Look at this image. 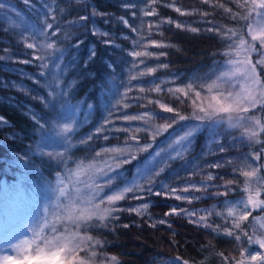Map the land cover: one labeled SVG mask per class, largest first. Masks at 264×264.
<instances>
[{
    "label": "rangeland",
    "instance_id": "374dc122",
    "mask_svg": "<svg viewBox=\"0 0 264 264\" xmlns=\"http://www.w3.org/2000/svg\"><path fill=\"white\" fill-rule=\"evenodd\" d=\"M85 1L33 0L32 4L28 6L22 0H0L6 6H10L0 10V29H9L7 32L1 31L5 37L0 41V50L7 49V57L11 58L0 61L3 64L2 69L4 72V74L0 73V86L15 91L21 96L19 100L11 96V98L0 96V102L16 108L36 123L35 117L32 115V113H35V116L40 118V124L42 125L36 133V140L24 141L22 137L14 134V132H8L6 130L8 125L0 118V130L3 131L1 136L6 140L17 142L14 147L6 145L11 150L10 153L13 157L24 156L26 159L23 161L28 160L29 157H43L53 172L51 179L39 190V197L32 196L29 186L20 187L16 184L18 181L14 182L16 187L7 189V191L4 190L6 193L0 194V264H7L9 259L21 262L25 260V257H30V259L24 261V264L25 262L26 264H48L53 256H57V253L53 252L62 251L61 248L65 242H68V250L63 251L57 258L61 261H64L65 258L69 259L67 264H81V260H89L90 257L94 264H112L110 260H107L106 254L100 251L96 241H102V239H99L101 233L109 230L118 221L121 213L125 212L124 208L121 207L123 202H127L131 207L130 199L138 200L146 196L137 194L139 198H134L132 193H125L124 198L114 202V205L121 209V211L114 213L118 219H109L107 228L89 227L81 231L80 225H83L85 221L82 219L77 220V217L95 210L92 205L85 203V201L92 198V194L96 192L97 187H101L103 188L101 194L105 205H107V197L119 194L120 189L131 183L137 168L144 167L149 161L155 163L153 160L155 153L161 151V149H168L169 145L178 136L183 135V132L189 127H196L197 130L190 138V144L186 145L187 150L183 152V158L173 161L159 178L162 183L175 188L176 192L175 194L172 192L162 194L174 199L177 194L183 195L188 199L178 201L190 203L189 200L196 196L201 198H208L209 195L210 198L218 197L213 190L222 189L220 192H223V185L228 181H233L228 195L234 194L236 191H240L238 193H241V195L225 204L227 208L222 218L228 223V230L226 231H235L233 225L240 222L248 225L242 231L252 233L256 229L264 232V211L251 219L249 218L248 221L239 220V217L243 214L245 204H247L248 212L251 215V213L261 210L258 202L264 201V199H261L264 192L257 186L258 183H264L260 180L263 175L259 170L258 161L255 169L247 161L244 165H241V160L247 154L256 153L253 148L259 145L258 151L264 148V145L260 143L249 145L248 142V137L253 131L257 133L254 140L263 141L264 138L260 137L262 135L260 129L264 127V112L252 109L249 104L245 103L243 106L250 108L248 113H229L230 115L246 117L247 123L244 125L233 122L230 126L227 117H225L224 124L215 121L197 124L194 120L179 121L177 115L164 112V107L168 106L151 96V93L166 92L181 102L187 101L189 105V115L187 117H192L195 114L203 115V113H199L200 107L210 112L214 109L218 110L221 105H231L235 108L234 101L237 98L243 96H248L250 99L254 98L259 92L264 91V88L257 84V81L262 83L264 81V54L251 51L246 46L252 44L253 35L260 36L261 32L264 31V21L253 15L248 22L252 24V29L245 26L242 30L241 26L238 27L237 25H235V29H231L229 39L232 41L226 54L231 57L233 63H227L228 56H226L221 62L215 61L209 72L201 75V77H192L183 83H178L177 78L166 77L162 74L165 67H159V65H166L165 55L156 59L157 54L160 52L165 53L168 48L167 44L160 42L157 38L160 27L167 22L157 18L153 7L155 3L160 2L176 10L179 7L176 5L175 0H111L114 4L120 6L119 9L122 11L120 16L104 14L91 4L90 13L96 10L104 15H92L84 12L83 16L86 19L79 21L78 17L75 19L77 21L75 25H69L73 21H63L65 16H69L72 6H77ZM201 1L216 8L220 17L227 15L230 19H234L239 12L248 15L252 10L251 0H248L247 9L243 7V0H222V3L215 0ZM126 5L130 6L126 7ZM49 8L61 20V27H65V33H70L65 43L59 45L63 50L62 55L51 50L47 52L40 50L37 53L36 50L27 49L26 43L32 42L31 40L25 43L19 42L21 40L19 33L21 32L25 36H29L32 31L39 33L40 29L35 26L36 22ZM11 9H15L16 12H11ZM149 9L153 11V15H145ZM225 9L229 11H225ZM17 12L18 16L16 15ZM179 12L182 15L197 13L193 10L183 11L181 9ZM209 16L204 13L203 18L183 20L182 22L175 21L173 24L176 26L179 23L180 28L188 30L195 27L198 29L196 33L209 35L217 34L215 29L212 32L207 30L211 25H216L220 29H229L227 26L224 27L223 23L215 22L214 17ZM87 20L94 22L87 24ZM124 20L128 21L127 25L123 23ZM93 27L110 33L114 43L118 44L119 47L105 44L103 40L106 38L94 35L91 30ZM133 29H138V31ZM87 32L99 38L109 51L107 52L109 71L106 78H104V83L99 88L96 106L91 100H86L89 90L84 97L80 99L77 97L79 89L82 88L80 84L88 75L85 60L89 55V49H94L91 44L85 41ZM141 37H143V40L140 46L135 47L134 42L140 41ZM241 40L244 41V44L240 43ZM255 43L259 44V41ZM76 44L79 45L76 46ZM157 44L161 47H156ZM233 44L236 47H232ZM132 50L151 51L154 55L152 58H147L146 63L148 67L155 68L156 71L151 75L140 76V72L145 71V66L139 64L140 58H135L138 69H132L131 61L134 58L127 55ZM0 54L4 53L0 52ZM38 55L48 56L45 61L48 65L47 68L41 70L38 66L40 64ZM58 55L60 59H57ZM25 59L33 60L34 63L16 62ZM82 59L85 60L82 61ZM22 65L30 67L31 70ZM57 65H60V67H57ZM109 65L112 67L110 68ZM20 71L30 75L31 79L22 78L19 74ZM42 71L43 75L41 74ZM260 74L262 77H260ZM130 75H137L138 79L130 82ZM218 77L222 78L218 79ZM57 81L67 86L68 96H48L50 86ZM129 82L132 85V91L127 93L125 97L123 94L126 92ZM156 84H160V91L151 90ZM189 84H195L196 87L189 90L187 87ZM208 84H214L211 91L207 88ZM141 88H144L145 91L141 92ZM169 88L172 89L171 92L168 91ZM176 89H180V91L177 92ZM229 92L232 93L231 99L228 98ZM41 96L47 98V104L39 101L38 97ZM213 97H216V99L214 100ZM116 100H121L119 106H115ZM149 101H153V103H149ZM125 102L128 103V107L124 106ZM147 103L156 105L158 110H147L150 109L145 107ZM34 105L39 106L40 110L35 108ZM136 106H143V108L140 110L138 108L134 109ZM109 112L112 113L111 116H109ZM145 112L148 115H144ZM136 114L143 115L144 119L136 121L123 119L124 115ZM106 117L111 121L110 124L106 123ZM168 117L177 119V123L173 124L171 128H166V125L170 122L167 119ZM145 121H147V124H145ZM64 125H70L72 131L70 133L65 132L63 130ZM101 126L111 130L97 133L96 128ZM144 127L148 129L147 132L135 131L137 128ZM125 128H128L129 131H124ZM115 129L121 130L116 131ZM157 131L160 134L156 135L155 140H153V134ZM133 132L139 138L141 145L151 144L152 147L148 151L140 153L138 159L133 161L131 165H125L120 170V175L113 181L112 186H109L111 188L109 190V187L104 186L105 182L99 179V169L104 168V161L112 163L110 157L115 154L102 153L101 158L94 159L95 153L101 152L104 148H127L125 142ZM88 134H91L94 139L89 144H80V138H86ZM200 134L202 135L200 151L195 158H189L188 155L195 149ZM105 135L109 139L105 140ZM14 137L17 138L14 139ZM214 139L217 143H213ZM220 142H222L226 151L237 150L239 152L233 156L219 157L218 155L221 153L219 151ZM17 145L20 146L16 147ZM76 146L83 147L87 151V155L82 156L81 159L83 160L71 162L68 152ZM228 160H231L232 164L223 168L208 167V165L227 162ZM176 162V166L172 168L171 166ZM261 164H264V160H261ZM12 166H14V163L8 162L5 167L6 171H10ZM113 167H115L114 164ZM233 168H239V171L234 174ZM253 170H255L256 175L252 178L242 175L244 171ZM209 172L217 178L228 176L229 180L215 185L219 188H209L213 191L211 194L208 192L201 195L202 192L198 193L191 190L193 183L199 187L201 181H206V174ZM165 174H168L167 177L164 176ZM186 186L190 188L187 193L183 192ZM249 199L253 203L248 204ZM99 203V199L94 201V204ZM105 205H102V207ZM229 209L232 212L231 217H228ZM180 210L188 209L182 208ZM192 210L197 215L189 218L185 214L187 219L197 226H205L206 221H204V224L199 223L200 216H202L201 210ZM204 217L206 218V216ZM89 238H91L90 242ZM238 243L240 249L246 247L253 255L264 253V248H261L259 244L249 245L245 243L241 245L240 242ZM77 244H79V247H77ZM69 252L74 254L69 255ZM92 253H95L96 256H92ZM96 257H99V259L97 260ZM239 258L240 256L236 259ZM248 264H255V262L248 261Z\"/></svg>",
    "mask_w": 264,
    "mask_h": 264
},
{
    "label": "trees",
    "instance_id": "16d2710c",
    "mask_svg": "<svg viewBox=\"0 0 264 264\" xmlns=\"http://www.w3.org/2000/svg\"><path fill=\"white\" fill-rule=\"evenodd\" d=\"M215 1L223 2L222 0ZM175 3L183 11L193 10L197 13L194 15H182L181 12L160 2L155 3L153 7L157 18L167 22L160 27V33L157 34L159 41L168 45L164 60L167 67L162 71V74L166 77L177 78L176 81L178 83H183L189 78L201 77V75L208 73L215 61H223L232 40L223 39L218 34H200L188 29L177 28L173 24L175 21L182 22L183 20L200 19L203 18L205 13L210 15L209 17H214L215 22L223 23V26H227L229 29H235V25H237L238 27L241 26L243 30L246 25L242 19L237 22L235 19H230L227 15L220 17L216 8L205 4L201 0H175ZM91 4L107 15L120 16L122 14L119 9L120 6L114 4L111 0H86L82 4L72 6L69 16H65L63 21H75L78 17L83 16L84 12L90 13ZM81 7L82 9H80ZM93 22L92 20L86 21L87 24ZM4 37V34L0 31V41ZM85 38L86 43L91 44L95 49L96 56L86 67L88 75L82 80L80 84L82 88L79 89L77 97L80 99L90 91L86 100H91L96 106L99 88L104 83V78H106L109 71L107 67V60L109 59L107 52L109 51L101 40L90 32L85 34ZM84 60L82 59V61ZM2 66L3 64L0 63V73L4 74ZM22 66L31 70L26 65ZM260 77H262L261 74ZM0 96L3 98L14 97L18 100L21 99L17 92L3 86H0ZM151 96L161 101L164 105L173 108L171 114L184 115L186 117L189 115L187 101L181 102L166 92L151 93ZM34 107L40 110L39 106L34 105ZM145 107L150 108L147 110L151 111L158 110L154 104L147 103ZM136 108L140 110L143 106L134 107V109ZM0 118L8 125L6 128L8 132H14V134L22 137L24 141L36 140V133L40 127L16 108L0 102ZM1 132L3 131L0 130V194H5L7 189L16 187L14 182L18 181L16 184L20 187L29 186L32 196L39 197V190L52 177L53 172L49 164L46 163V159L43 157H29L26 161H23L26 159L24 156L13 157L10 153L11 150L6 145L14 147L17 142L2 138ZM260 137L264 138V135ZM16 138L14 137V139ZM201 140L202 135L200 134L195 149L188 155L189 158L197 156L200 151ZM12 146L11 148L13 149ZM19 146L17 145L16 147ZM258 147L260 145L253 149L256 152H260ZM237 152L239 151L229 150L219 153L218 156H233ZM85 154L87 155V151L83 147L76 146L68 152V157L71 162H75L83 160L81 158L82 156L85 157ZM8 162L14 163L10 171L5 169ZM260 162L258 161V166ZM176 164L177 162L171 167H175ZM261 173L264 176V172ZM167 175L165 174L164 176L167 177ZM192 180L194 179L192 178ZM228 180V176L216 178L213 180L212 185L215 186ZM209 183L211 185V182ZM213 191L220 192L222 189ZM213 191L208 190L210 194ZM201 192V195L205 194L203 189L198 193ZM238 192L229 194L227 197L219 195L216 198H210L209 195L208 198L202 197L201 200L191 203L179 202L163 194L160 196L153 194L138 200L130 199L131 207L127 202H123L121 207L124 208L125 212L121 213L118 221L109 230L99 236V239H102L99 245L100 251L106 254L107 260H110L112 264H176L177 258H179V264H221L226 257L237 258L239 256V251L237 250L239 241L224 235L226 230H228V223L222 217L227 208L225 201L227 200V203H229L238 198L241 195ZM261 199H264V193ZM144 202L149 204L147 209L142 207ZM172 206L177 207V212L182 208L200 209L201 215L206 216L205 221L207 224L205 225L208 226H197L189 221L185 215L170 214L166 216L165 213H171ZM131 208H138L139 211L126 210ZM213 213H220L221 215H213ZM260 213L261 210L253 212L249 218L251 219ZM162 219L167 222L164 224L159 223ZM244 224L247 225L246 223ZM124 225H128V227H124Z\"/></svg>",
    "mask_w": 264,
    "mask_h": 264
},
{
    "label": "snow or ice",
    "instance_id": "6c2138e0",
    "mask_svg": "<svg viewBox=\"0 0 264 264\" xmlns=\"http://www.w3.org/2000/svg\"><path fill=\"white\" fill-rule=\"evenodd\" d=\"M22 2L25 5L30 6L33 2V0H22ZM79 2V0H77ZM130 5H126V7H129ZM6 7L5 3L0 2V10H4ZM243 7L245 9L248 8V0H243ZM251 11L249 12L248 15H245L244 12H239V14L234 17V19L239 22L241 19L245 22V25L249 28L252 29V24L248 23L253 15H256L260 18V20L264 21V0H251ZM177 11H180L179 8L176 9ZM225 11H229L228 9H225ZM11 12H16L15 9H11ZM11 14V13H10ZM90 14L92 15H104L99 13L96 10H93ZM18 16V12L16 13ZM145 15H153V11L149 9ZM86 17L80 16L79 21H84ZM77 21L71 22L69 25H75ZM123 23L125 25L128 24L127 20H124ZM171 23V21H169ZM65 25V26H69ZM36 27H38L39 33L37 34L36 31H32L29 36H25L23 32L19 33L21 40L19 41L20 43H25L28 40H31L32 42L26 43V48L30 50H36L37 53H39L40 50H45L46 52L48 50H51L53 52L60 53L62 55L63 50L59 47V45L64 44L65 41L68 38V35L70 33H65L64 28L61 27V20L57 18L55 12L51 10L50 8L47 9L43 16L40 17L37 22H36ZM177 28H180L181 25L179 23L176 24ZM217 31V34H225L222 35L223 39H229L231 36V29H220L216 25H211L207 30L209 32H212L213 30ZM92 32L94 35L104 37L106 39L103 40L105 44L112 45L114 47H119L118 44L114 43L113 38L111 37L110 33L104 32L99 30L98 28H91ZM134 31H138V29H133ZM193 32H197L198 29L193 27L191 29ZM0 31H9L8 28H3L0 29ZM238 36V34H237ZM61 37H64L63 39ZM143 37L140 38V41H135L134 45L135 47H139L140 43L142 42ZM50 41V42H49ZM259 41V44H256L255 42ZM241 44H244V41H240ZM79 44H76V46ZM156 47H161V45L157 44ZM232 47H236L235 44L232 45ZM249 50L258 52L260 54H264V31L261 32L260 36L253 35L252 36V44L246 46ZM0 52H3L4 54H0V61L5 60L6 58L11 59L10 57H7V49L0 50ZM127 55L133 57L134 59L131 61L132 64V69H138V64L137 60L135 58H140L139 59V64L145 66V71L140 72V76L143 75H151L154 71H156L155 68L148 67L146 63L147 58H152L153 53L151 51H136L132 50L127 53ZM165 55L164 52H160L159 54L156 55V59H159L160 56ZM228 56V54H225ZM96 52L95 49H89V55L87 59L85 60V67L88 66V64L95 59ZM48 58L47 55L45 56H39L38 59L40 60V64L38 65L41 70L45 69L48 67L47 63L45 62L46 59ZM57 59H60V56H57ZM17 63H23V64H31L34 63L33 60L25 59L23 61H16ZM227 63L231 64L233 61L231 60V57L228 56ZM57 67H60V65H57ZM111 68L112 66L109 65ZM159 67H167V65L160 64ZM254 71V69H253ZM20 76L25 79H31L30 75H26L23 71L19 72ZM43 75V71L41 72ZM222 77H218V79H221ZM138 79L137 75H130L129 81H136ZM129 82L126 92L123 94L125 97L127 96V93L132 91V85ZM257 84L261 86V88H264V83L261 81H257ZM188 89L191 90L192 88L196 87L195 84H189ZM214 87V84H208L207 88L209 91H211ZM152 91H160L161 86L160 84H156L154 88L151 89ZM141 92H144L145 89L141 88ZM169 92L172 91L171 88L168 89ZM177 92L180 91V89H176ZM69 93L67 91V86L64 84H61L59 81L55 82L50 86V91L48 92L49 97H65L68 96ZM199 95V93H197ZM228 98H232V93L229 92ZM39 101L43 104H47L48 100L46 97H38ZM215 100L216 97H213ZM121 103V100H116V105L119 106ZM149 103H153V101H149ZM219 103V102H218ZM234 103L236 104V107L233 108L231 105L229 106H223L221 105L218 110H213V111H208L203 107L199 108V113H203V115L195 114L192 117H186L184 115H178L179 121H184V120H194L197 122V124L202 123V122H223L225 123V117H227V122L232 126L233 122L240 123L241 125H244L247 123L246 117L240 116V115H230L229 113L236 112V113H248L250 111V108L252 109H257L261 112H264V91L259 92L254 98H249L248 96H243L237 98ZM249 104L250 108L244 107V104ZM125 107H128V103L125 102L124 104ZM163 107V105H161ZM164 112L166 113H171L173 112V108L171 107H164ZM32 115L35 117L36 123L38 127H42L40 124V118L35 116V113H32ZM112 113L109 112V116H111ZM144 115H148L147 112L144 113ZM123 119L128 120V121H136V120H143L144 116L140 114L136 115H124ZM170 122L166 125V128H171L173 124L177 123V119L175 117H168L167 118ZM106 123H111V121L106 117L105 118ZM145 124H147V121H145ZM63 130L65 132H71L72 127L70 125H64ZM111 129H105L103 126L96 128V132L100 133L102 131H108ZM116 131H120L121 129H115ZM124 131H129L128 128L123 129ZM197 128L196 127H189L187 130L183 132V135L178 136L173 143L169 145L168 149H161V151L156 152L155 155L153 156V160L155 163H152L149 161L144 167L142 168H137L136 169V174L134 179L132 180L131 183L127 184L124 186L122 189H120L119 194L116 195H110L107 197V205H105V201L103 199V188L97 187V190L95 193L92 194V198L85 201V203L92 205L94 207V211L88 212L87 214H83L81 217H77V220L82 219L85 221L83 225H80V230L84 231L85 229H88L89 227L92 228H107L108 226V220L109 219H118L114 215L115 212L121 211L118 207L114 205L115 201H118L122 198H124L125 193H132L134 198H139L137 194H142L145 196H151L155 194L156 196H160L162 193L166 194L167 192H172L175 194L176 189L172 188L168 184H164L160 181L161 175L165 172L166 168L175 160H179L183 158V152L186 151V145L190 144V138L192 135L196 132ZM135 131H145L147 132L148 129L146 127L144 128H137ZM260 132L262 135H264V127L260 129ZM159 131H157L155 134H153V140H155L156 135H159ZM257 136V133L255 131L251 132V135L248 137V142L249 145L253 143H260L264 145V141H255L254 138ZM105 140L109 139L107 135H105ZM94 137L91 134H88L86 138L81 137L80 138V144L85 145L89 144ZM126 145L127 148H104L102 149L101 152H96L95 157L96 158H101L102 153H114L110 159L112 160V163H109L108 161H104V168L99 169V179H102L105 184V187L112 186L113 181L120 175V170L125 166V165H131L133 161H136L139 157L140 153L148 151L149 148L152 147L151 144H146V145H141L139 143V138L135 135V132H133L130 136H128L126 140ZM213 143H217V141L214 139ZM220 152L226 151V149L223 147L222 142H220ZM255 151V150H254ZM264 160V148L261 149L260 152H256L255 154H247L242 160H241V165H244V163L250 162L255 169L257 167L256 162ZM113 164L115 167H113ZM232 164L231 160H228L227 162H217L211 165H208L209 168H223L226 165ZM259 170L261 172H264V164L259 165ZM239 171V168H233L234 174ZM244 177L247 178H252L256 175L255 170L253 171H244L242 173ZM212 173H207L206 174V181H201L199 183V187L196 186V184L191 185V190H195L197 192L201 191L202 189L204 190L205 194H207L209 188L215 187L219 188V186H214V185H209L207 182H211L214 179H216ZM235 179V176H234ZM261 181H264V176L260 177ZM233 181H228L225 185H223L224 191L219 192L216 191L215 195H222L227 197L231 185ZM258 187L261 188L262 192H264V183H258ZM159 189V190H157ZM109 190L111 188L109 187ZM190 191L189 187H185L183 189V192L187 193ZM99 199V204H94V201ZM176 200H181V199H188V197H185L183 195H175ZM201 197L196 196L192 197L189 202L191 203L192 200H199ZM227 203V200L225 201ZM243 203V201H241ZM253 203L251 199H249L248 204ZM259 206L261 207V211H264V201L258 202ZM102 205H105L102 207ZM110 205V206H109ZM142 207L144 209H147L149 207V204L147 202H144L142 204ZM127 211H139L138 208H131V209H126ZM170 214H178V215H187L189 218L197 215V213L194 210L188 209V210H180L177 212V207L172 206L171 208V213H165V215H170ZM213 215H221L220 213H213ZM250 213L248 212L247 204L244 205L243 208V214L239 217L240 221H248ZM232 216L231 209H229L228 212V217ZM204 216H200V221L199 223L204 224L205 221ZM167 221L165 220H160L159 223L164 224ZM206 227L208 225H205ZM124 227H128V225H124ZM248 227V225L242 224L240 222H237L233 225V228L235 231H226L224 235L232 237L235 241H239L241 245L243 244H259L261 248H264V232H260L259 230L254 229L252 233H249L247 231H242L243 228ZM245 237L247 238L245 240ZM91 238H89L90 242ZM51 243V242H49ZM100 241H96V245L99 246ZM77 247H79V244H77ZM65 250H68V242H65V244L62 246ZM239 251V259L236 258H225L221 264H248V261L255 262V264H264V253H259L257 255H253L248 248L244 247L242 249L238 248ZM92 256H96L95 253H92ZM30 259V257H25V260ZM98 260L99 257H96ZM115 259V257H113ZM24 261L17 262L13 261L11 259L8 260L7 264H24ZM81 264H94V261L89 258V260H81ZM176 264H179V258L176 260Z\"/></svg>",
    "mask_w": 264,
    "mask_h": 264
},
{
    "label": "clouds",
    "instance_id": "9594fccd",
    "mask_svg": "<svg viewBox=\"0 0 264 264\" xmlns=\"http://www.w3.org/2000/svg\"><path fill=\"white\" fill-rule=\"evenodd\" d=\"M61 249H62V251L58 250V251L53 252V253H57V256H59V255H61V253L63 251H66L64 248H61ZM73 254H74L73 252H69V255H73ZM57 256H53V258L48 262V264H67L69 259L65 258L64 261H61L60 259L57 258ZM25 264H26V262H25Z\"/></svg>",
    "mask_w": 264,
    "mask_h": 264
}]
</instances>
